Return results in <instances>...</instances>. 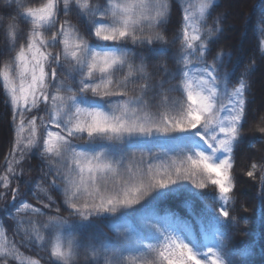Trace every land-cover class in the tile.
<instances>
[{
    "label": "snow or ice",
    "instance_id": "1",
    "mask_svg": "<svg viewBox=\"0 0 264 264\" xmlns=\"http://www.w3.org/2000/svg\"><path fill=\"white\" fill-rule=\"evenodd\" d=\"M215 3L0 0V95L13 132L0 264H43L21 247L47 264H249V245L230 247L229 229L240 222L230 206L254 66L233 81L223 50L213 54L223 31L219 17L208 24ZM35 153L41 178L20 180ZM257 170L264 206V165L246 175ZM21 183L35 203L20 198ZM180 195L189 213L204 203L198 232L158 211Z\"/></svg>",
    "mask_w": 264,
    "mask_h": 264
},
{
    "label": "trees",
    "instance_id": "2",
    "mask_svg": "<svg viewBox=\"0 0 264 264\" xmlns=\"http://www.w3.org/2000/svg\"><path fill=\"white\" fill-rule=\"evenodd\" d=\"M217 17L222 21L223 31L212 45L213 54L223 50L226 70L235 71L233 81L240 76L245 68L250 65L254 66V71L248 78L246 123L242 140L235 152V204L230 206L234 208L230 214L236 216L240 222L236 227L229 229V246L239 249L241 245L248 244L247 253L241 258L249 261V264H264V206L261 205L258 195L260 190L259 170H257L256 179H251L246 175L247 171L251 170L253 163L264 165V132L258 130L260 127H264V57L259 52L260 33L264 32V0H216L208 24H212ZM73 22H75L74 18ZM178 23L179 14L174 10L169 26L170 32L175 30ZM169 38H171L170 35ZM177 46L170 48V52H175ZM229 55L231 56L230 61ZM10 122V112L5 108L4 98L0 95V174L6 168L4 157L8 154L13 140ZM40 164L38 153L26 158L23 164L25 172L19 179L32 182L40 179ZM29 168L32 169L31 172L27 171ZM11 186L16 187V182L13 181ZM20 192L21 199L35 203L31 195L26 194L28 189L23 183H21ZM186 200L185 195L172 197L162 202L158 211L164 213L167 209L175 213L181 219L190 221L194 230L198 232L193 213L198 215L204 208V203L195 202L192 205V213H189L188 208L185 207ZM11 201L10 193L6 201H0V218L4 217L5 203L10 204ZM241 218H247L248 222L245 224ZM3 223L8 229L13 226L12 221L6 218L3 219ZM101 228L105 233H108L106 222L101 224ZM8 235L10 239H13L10 231ZM16 239L18 242V238ZM20 251L27 257L36 258L39 255L43 257V264H47V254L44 252L37 253L36 250H29L25 247H21Z\"/></svg>",
    "mask_w": 264,
    "mask_h": 264
},
{
    "label": "rangeland",
    "instance_id": "3",
    "mask_svg": "<svg viewBox=\"0 0 264 264\" xmlns=\"http://www.w3.org/2000/svg\"><path fill=\"white\" fill-rule=\"evenodd\" d=\"M178 47V46H177ZM160 212V211H159ZM161 214H163L162 212H160Z\"/></svg>",
    "mask_w": 264,
    "mask_h": 264
}]
</instances>
